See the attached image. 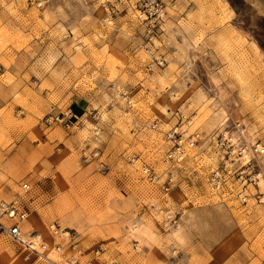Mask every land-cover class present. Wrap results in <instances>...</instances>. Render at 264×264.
I'll return each mask as SVG.
<instances>
[{
  "label": "rangeland",
  "instance_id": "obj_1",
  "mask_svg": "<svg viewBox=\"0 0 264 264\" xmlns=\"http://www.w3.org/2000/svg\"><path fill=\"white\" fill-rule=\"evenodd\" d=\"M39 1L0 0V203L26 214L24 239L39 236L50 258L76 241L93 264H264V205L254 200L264 155L251 163L255 187L221 146L232 133L264 146V14L244 0H159L150 27L134 17L139 0ZM51 107L81 118L46 127ZM180 117L200 139L164 168V134ZM83 150L97 156L85 162ZM215 170L219 191L208 184ZM44 259L0 237V264Z\"/></svg>",
  "mask_w": 264,
  "mask_h": 264
},
{
  "label": "built area",
  "instance_id": "obj_2",
  "mask_svg": "<svg viewBox=\"0 0 264 264\" xmlns=\"http://www.w3.org/2000/svg\"><path fill=\"white\" fill-rule=\"evenodd\" d=\"M28 2L30 5H34L36 8L41 7V2L39 0H28ZM103 11L105 13L103 21L107 24H111L110 18L113 14L111 8L104 7ZM161 13L162 5L159 0H139L137 5L135 6L134 17L137 21L141 23H147L150 27H154L155 23L160 19ZM154 60L156 66H160L162 64V61H158L157 59ZM149 69L150 68H147V70ZM125 105L128 108L131 107V101L129 99H126ZM73 112L74 111L70 109L61 112H55L54 108L51 107L47 114L43 117L42 123L46 127L59 126L61 128H64L65 130H69L76 126L78 124V120H80L81 118L79 116V118H77V115ZM97 118V112H93L92 114L88 115V119L92 122L97 121ZM180 118V123H175L170 126L164 134L165 142L168 145V149L166 150L161 161L164 168H169L173 165L181 163L184 160L186 153L194 148L200 139V134L198 132L192 131L188 133L191 122L184 119V117ZM156 127V121L150 125L151 129H155ZM91 130L94 136L98 135V133L100 132L99 127H97L96 125L92 127ZM221 146L224 152V156H226L227 160L235 159L238 162H244L240 167L241 170L240 172H238V176H242V174H245L244 181H248L255 187H258V172L257 170H253V165L251 163L255 157L264 155V147L257 142H254L248 146H246L244 142L235 144L230 140V138L222 139ZM96 156V152L87 153L84 150L81 151V157L85 162L94 159ZM128 161L130 165L135 164L136 162V160L133 158L128 159ZM138 171L144 181L151 184L157 182L158 176L148 166L140 165L138 167ZM239 179H242V177H239ZM166 180L168 183H171V176L169 175ZM223 183V171L215 170L210 173L208 184L212 191H219L222 188ZM168 189L169 188L166 186L164 188V191L166 192ZM20 190L25 193L29 190V186L26 184H22L20 185ZM237 196L241 202H245L246 197L242 193H237ZM254 200L257 201L258 204L264 205V192H258L254 197ZM25 218L26 214L24 212L17 210L12 205H8L3 202L0 203V237L9 240L11 243L18 247H20V245H26L23 249H26V251H28L30 243L23 244L19 228V223L22 222ZM12 219L14 220L10 222ZM5 223H7V225ZM48 229L53 235H56L58 233L53 225L49 226ZM38 243H41V241L38 240ZM53 248L57 252L59 258L54 262L44 259L50 264H93L91 261L85 259L83 249L76 241L71 242L69 240L68 246L65 249L60 244H55ZM28 252L37 255V253L33 250H30ZM42 258L43 257H41V259Z\"/></svg>",
  "mask_w": 264,
  "mask_h": 264
},
{
  "label": "bare ground",
  "instance_id": "obj_3",
  "mask_svg": "<svg viewBox=\"0 0 264 264\" xmlns=\"http://www.w3.org/2000/svg\"><path fill=\"white\" fill-rule=\"evenodd\" d=\"M245 2H247V3H249V4H251V3H253V5H252V7L254 6L255 8H256V10L258 11V12H260V13H263L264 14V0H244ZM244 136V138L246 139V141H249V136L248 135H243ZM230 140H232V141H237L238 139H237V137L235 136V135H233V133L231 134V139ZM236 143V142H235ZM245 143V142H244ZM245 145L246 146H248V145H251V143H245ZM264 147V146H263ZM250 155V154H249ZM251 156V155H250ZM258 177H261V173H258ZM14 219H12L10 222H12ZM6 225H7V223H5ZM20 224V223H19ZM19 228H20V226H19ZM20 233H21V239H22V241H23V244H26V243H31V242H34V244H30V246H29V250L28 251H30V250H33L34 252H36V253H38V255L39 256H41V257H43V258H45V260H49V261H51V262H54V261H57L58 260V254H57V252L54 250V248H53V251H54V257H49V256H47L46 254H43L39 249H44V247H45V244H41V246L39 245V249L37 248V242H35V241H37V240H40L39 239V236H34V237H32V238H30L29 239V242H27L26 240L27 239H24V237H23V235H22V232H21V228H20ZM62 233V232H61ZM61 237V236H60ZM26 238V237H25ZM66 238V237H65ZM42 241V240H41ZM25 246L26 245H20V247H23V248H25ZM55 258H57V259H55Z\"/></svg>",
  "mask_w": 264,
  "mask_h": 264
},
{
  "label": "crops",
  "instance_id": "obj_4",
  "mask_svg": "<svg viewBox=\"0 0 264 264\" xmlns=\"http://www.w3.org/2000/svg\"><path fill=\"white\" fill-rule=\"evenodd\" d=\"M3 106V104L0 102V107H2ZM63 133V132H62ZM64 134V133H63ZM64 136H67V134H64Z\"/></svg>",
  "mask_w": 264,
  "mask_h": 264
}]
</instances>
